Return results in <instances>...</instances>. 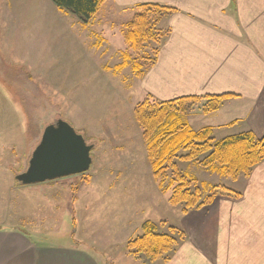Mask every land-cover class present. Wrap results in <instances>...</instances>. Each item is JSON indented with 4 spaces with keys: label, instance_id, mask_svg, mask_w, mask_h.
<instances>
[{
    "label": "rangeland",
    "instance_id": "1",
    "mask_svg": "<svg viewBox=\"0 0 264 264\" xmlns=\"http://www.w3.org/2000/svg\"><path fill=\"white\" fill-rule=\"evenodd\" d=\"M134 15L133 10L105 0L84 26L76 16L59 11L51 0H0V146L7 150L3 159L12 164L15 174L23 172L43 130L60 119L95 146L87 173L45 183L57 190V197H63L62 212L56 206L54 213L58 217L47 219L46 211L42 212L46 202L42 191H37L45 184H38L3 195L4 210L10 216L6 223L15 222L47 245L93 244V249L102 252L104 264H111L110 250L120 258H130L119 264H264V166L232 179L220 175L218 164L213 166L216 170L201 167L199 162L207 155L184 160L188 151L181 148L159 182L155 180L134 117L135 107L149 96L142 88L145 74L139 79L132 69L154 58L161 35L169 29L166 18L156 24L150 15L149 36L144 34V39L131 45L127 26ZM124 54L130 57L129 66L115 72ZM206 104L207 100L189 102L187 112L181 114L193 130L213 127L216 141L252 131L244 108L231 111L221 109V104L216 112H222L205 115ZM28 141L29 152L25 151ZM175 170L195 181L192 191L200 188L199 199L211 197L204 207L187 209L185 202H171L181 183ZM70 185L76 188L74 194ZM224 188L239 198L219 197ZM27 189H33V194H25ZM19 206L24 215H19ZM204 209L206 214L200 215ZM41 219L39 226L45 229L34 226L31 230L27 225ZM147 221L158 226L159 234L177 240L171 250L153 260L150 253L139 259L133 254L135 249L129 248ZM194 241L196 252L187 248ZM183 248L186 256L179 258Z\"/></svg>",
    "mask_w": 264,
    "mask_h": 264
},
{
    "label": "crops",
    "instance_id": "2",
    "mask_svg": "<svg viewBox=\"0 0 264 264\" xmlns=\"http://www.w3.org/2000/svg\"><path fill=\"white\" fill-rule=\"evenodd\" d=\"M113 1L119 8L133 11L137 5L146 3L176 9L166 17L169 33L162 40L156 62L141 80L145 93L159 101L232 96L234 98L222 102L221 109L226 107L233 111L244 108L252 131L264 137V0ZM220 112L222 111L215 114ZM217 120L220 121L219 118ZM29 141L25 148L27 152L30 149ZM3 155H7V150L0 146V264H104L102 252L93 249V244L47 245L35 240L36 237L30 236L15 222L6 223L10 216L4 210L7 203L4 199L1 200L3 195L17 192L26 186L15 185L14 167L6 162L5 157L3 159ZM260 166H264V163L258 165L256 170ZM46 185H42L37 192L41 194L42 191L44 194L43 190L46 189L53 196L41 194L46 202L41 206L45 209L42 212L46 211L47 219H53L57 208L60 213L63 210V197H57V190ZM71 189L70 185L69 190ZM31 191L33 189H27L25 194H33ZM19 194L25 197L24 194ZM21 202L23 205L22 198ZM21 206L19 215H24L25 211ZM29 206L28 203L27 207ZM205 211L207 210L204 209L200 215L206 214ZM200 215L198 218H203L204 215ZM41 222L42 219L27 225L31 230L34 226L44 228L39 226ZM191 240H194L193 237ZM80 243L83 244L82 241ZM187 248H193L196 252V242L188 244ZM184 251L186 249L183 248L179 258L186 256ZM110 252L111 264H119L121 260L129 258L126 255L120 258L114 251Z\"/></svg>",
    "mask_w": 264,
    "mask_h": 264
},
{
    "label": "trees",
    "instance_id": "3",
    "mask_svg": "<svg viewBox=\"0 0 264 264\" xmlns=\"http://www.w3.org/2000/svg\"><path fill=\"white\" fill-rule=\"evenodd\" d=\"M51 1L59 11L76 16L84 26H88L105 2V0ZM175 11V8L156 3L137 5L134 10L135 15L127 26L129 43L131 45L138 43L139 39L145 38L144 34H146V37L149 36L146 30L148 24H150V15H154L156 18L155 23L157 24L159 19L162 17L166 18ZM168 33L169 31H164L161 35L162 38H165ZM160 45L161 42L159 47ZM158 53L159 48L155 51L154 58L145 62V66L143 65L144 63L134 64L132 70L135 71L139 79L155 64ZM129 58L128 54H124V61L115 67V72H120L127 68L129 66ZM230 98L234 97L221 95L159 101L152 96H148L145 101L135 107L134 117L143 133L155 180L159 182L165 166L181 148L188 151L183 158L184 160L194 161L203 155H207L199 162L201 167L216 170L213 166L218 164L220 165L218 170L220 175L232 179H237L241 175H251L253 170L264 162V137H258L253 131L231 135L216 141L213 127H205L195 131L187 121L183 120L182 116L187 112L186 105L189 102L207 100L203 113L208 115L216 112L222 102ZM175 175L180 178L181 183L174 190V195L171 199L173 204L185 202L187 209H197L204 207L206 201L211 199L210 196L204 200L199 199L200 188L196 187L195 191H192V188L195 187V184H193L195 181L187 180L185 176L177 173L176 170ZM201 184L203 187L206 186V183ZM162 185V182H160L159 186L161 188ZM75 190L76 188L73 187V194ZM218 195L219 197H230L232 199L239 198L237 193L225 188L220 190ZM157 230L158 226L156 224L147 221L141 227V235L130 241L129 248L135 249L133 254L137 255V258H145L143 255L150 253L152 258L149 259L153 260L164 252L171 250L172 246L177 244L176 238L159 234ZM171 230L175 233L174 228Z\"/></svg>",
    "mask_w": 264,
    "mask_h": 264
},
{
    "label": "water",
    "instance_id": "4",
    "mask_svg": "<svg viewBox=\"0 0 264 264\" xmlns=\"http://www.w3.org/2000/svg\"><path fill=\"white\" fill-rule=\"evenodd\" d=\"M94 144L63 119L48 125L32 151L25 170L16 174L22 186L52 182L88 172Z\"/></svg>",
    "mask_w": 264,
    "mask_h": 264
}]
</instances>
